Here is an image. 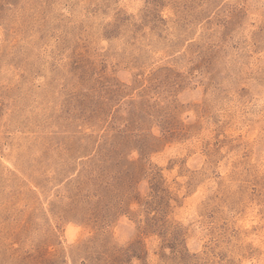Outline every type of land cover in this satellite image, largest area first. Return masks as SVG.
<instances>
[{
  "label": "rangeland",
  "instance_id": "rangeland-1",
  "mask_svg": "<svg viewBox=\"0 0 264 264\" xmlns=\"http://www.w3.org/2000/svg\"><path fill=\"white\" fill-rule=\"evenodd\" d=\"M0 264H264V0H0Z\"/></svg>",
  "mask_w": 264,
  "mask_h": 264
}]
</instances>
